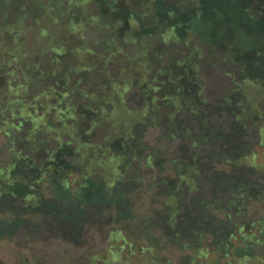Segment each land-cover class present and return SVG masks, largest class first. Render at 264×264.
<instances>
[{
    "label": "trees",
    "instance_id": "obj_1",
    "mask_svg": "<svg viewBox=\"0 0 264 264\" xmlns=\"http://www.w3.org/2000/svg\"><path fill=\"white\" fill-rule=\"evenodd\" d=\"M124 1L93 0L89 12L72 9L62 25L65 34L61 41L53 40L43 29L34 33L37 42L47 47L44 55L52 60L49 69L55 59L60 60L52 50L65 48L60 58L67 59L70 69L55 79L47 76V68H33L36 75L29 80L22 76L24 59L14 54L16 44L11 45L10 64L0 63V68L7 69L4 75L8 77L5 87L0 83V135L5 141L1 149L5 160L0 162V199L13 206L12 210L0 211V241L20 236L26 232L27 224L37 220L43 221L48 230L69 234L82 220H95L102 209L111 213L112 226L106 236L111 242L106 261L95 256L102 264H130L135 255L132 247L142 259L140 264H162L149 241L154 238L151 219L143 228L146 247L126 243L138 238L136 233L132 238L133 232L128 229L131 218L137 217L132 213L135 207L126 208L123 204L129 198V187L137 182L133 177L122 180L135 163L150 166L156 158L155 150L137 141L143 128L160 126L168 137L177 127L193 148H201L178 164L174 183L169 184L167 179L153 182L163 193L172 190L162 199L160 219L164 235L181 242L179 250L187 253L188 264H264V216L243 221L248 205L258 200L264 189L247 180L239 170L242 161L250 157L242 155L239 145L241 131L246 127L243 121L250 123L248 127L257 132L259 143L264 145V123L256 128V123L250 122L264 101V0H198V6L192 4L193 0ZM151 1L155 4L153 13L133 10L132 2L147 6ZM85 4L74 0L73 6L80 8ZM95 5L99 16L93 13ZM92 17L100 22L98 26ZM87 23L95 35L108 27L110 38L101 40L100 46L119 52L101 77L91 64L98 52L77 42ZM203 23L204 46L191 35ZM15 31L5 34L6 40L12 37L16 43L21 35ZM132 44L136 48L125 52L124 46ZM217 52L221 53V60L211 61L209 58ZM203 57L204 65L220 67L225 75L226 67L232 71L228 74L231 95L220 107L231 119V128L225 133L213 130L209 124L214 107L203 95L205 79L199 72ZM39 72L46 75L39 76ZM35 80H42L44 89L36 96H28ZM133 86L143 99L138 108L128 107L123 100ZM47 87L52 91L50 98L33 100L48 94ZM52 99L54 102H50ZM82 104L89 111L80 120L78 110ZM250 106L255 108L252 116L247 115ZM23 111L26 117L20 119ZM5 121L16 129L2 131ZM95 130L102 132L98 143L91 141ZM209 145L212 149L205 148ZM238 152L239 158H234ZM17 156L25 160H17ZM109 157L113 160L109 161ZM213 157L225 158L223 164L228 173L204 174V169H209L204 160ZM147 174L145 177L151 180L152 171ZM183 186L195 192L188 204L177 196ZM51 207L55 210H49ZM120 239L130 247L129 253H123V247L115 244ZM258 247H263V253L256 252ZM209 255L213 258L207 259Z\"/></svg>",
    "mask_w": 264,
    "mask_h": 264
},
{
    "label": "rangeland",
    "instance_id": "obj_2",
    "mask_svg": "<svg viewBox=\"0 0 264 264\" xmlns=\"http://www.w3.org/2000/svg\"><path fill=\"white\" fill-rule=\"evenodd\" d=\"M92 1L93 0H83L86 4L83 7L75 8L73 6L74 0H0V63L6 62L8 65L10 64L9 61H11L13 56L11 53L13 50L11 45L16 44V51L13 52L14 54H17L18 57L24 59L21 60L24 62L23 64L25 68V74L22 76L27 80L36 75V71H34L33 68H36L35 70H39L40 68H44L45 70L46 68L49 69L48 63L52 62V60L50 56L44 55V49H47V47L44 44L37 42L34 33L43 29V31L45 30L46 33L53 36V40L61 41L65 34L62 25L68 21L71 13L70 11H78L83 8V10L89 12ZM124 2H126V0ZM192 4L198 6L199 1L193 0ZM132 6H134V11L153 13L155 4L154 1H151L147 6H140L137 4L134 5L132 2ZM95 10L96 5L94 6L93 13L94 15L99 16L98 12ZM92 21L96 23V26L100 23L97 22V18L95 17H92ZM84 25L85 26L80 30V38L77 42H81L87 45L86 47L92 51L98 52L94 56L95 59L91 60V64L94 66L99 77L104 76L107 72V64L117 59L119 55V52L112 53L110 50L104 49L102 45L100 46L101 40L106 41L110 38L111 30L107 27L95 35L92 32V29L94 28H92L89 23ZM13 31L18 32L21 35L19 38H15L16 43H14L15 41H12V37L9 40H6L7 37L5 34ZM191 35L193 38H198L204 46V23L201 26H197V28L191 32ZM136 46V44H132L129 47L125 45L124 51L129 52L130 48H136ZM64 51L65 48L63 46L60 47V49L52 50V53L55 56H59L60 60L56 61L55 59L54 66L47 70V76H49L50 79H55L56 76L60 75L63 71L70 69V64L66 62L67 59L60 58L64 54ZM76 53L79 54L78 51ZM85 53L87 52L85 51ZM221 56V53L217 52L209 59L211 61H219L221 60ZM32 57L37 62L33 61ZM39 58L41 59L39 60ZM16 62L17 60L14 63L16 64ZM126 65L127 64L125 63L124 66ZM21 68L23 69V67ZM225 69L226 73L228 72L227 75L221 71L220 67H211L210 64L204 65L203 57L199 71L203 76V79H205V91L203 92L204 99L209 105L214 107L213 112L209 117V124L213 130L220 129L223 133L228 132L231 128L230 117H228L227 113L220 108L224 99L231 95L232 90L231 77L228 75L232 71L227 67ZM6 70V68H0V83L3 87H5V81L8 80V77L4 75ZM42 74L46 75V72H39V76ZM82 77L87 79L86 75H82ZM18 79H20V76ZM13 84L16 85V82ZM30 86L31 90L29 91L28 96H36L43 91L44 82L42 80L41 82L35 80ZM47 89L50 91L48 94L41 95L33 100H40V98L47 100L50 98L52 91L49 87H47ZM138 93L139 89L135 86L125 92L123 100H125V104L128 107L138 108L142 106L143 99L139 97ZM50 102H54V100L52 99ZM258 106L261 111L256 113L250 121L252 122V125L254 122L257 124L254 125L256 128L261 127L264 123V112L262 113V110L264 111V101L260 102ZM88 111L89 109L85 107L84 104L80 105V111L78 110L79 119L83 120L84 114ZM247 112V115L252 116L255 114V108L250 106L248 107ZM259 114L261 115L259 116ZM101 116H103L104 119L105 115L103 114ZM25 117L26 114L23 111L19 118L25 119ZM36 121L40 123L43 122L41 118H37ZM105 122L109 123V121ZM243 124L246 125V127L241 131L239 145L241 147L242 155L244 157H250L242 161L239 165V170L245 174L247 180L259 183L262 186V189H264V145L259 143L257 132L251 129L250 126L248 127L250 123L243 121ZM17 126H20L19 122ZM1 129L2 131H9L10 129L16 128L10 121H5L3 122ZM172 129L174 133L169 134L168 137H166L160 126L154 128L149 127L147 129L143 128L137 138V141L145 146V148L155 150L156 158L153 161H150V166L144 165L143 161V165L135 163L133 170H131L130 173H127L126 177L122 180L124 181L127 177H130V179L133 177L137 182L132 183L129 187V198L128 200L124 199L123 204L126 208L135 207V209H132V213L137 217L131 218L128 229L133 232L131 233L132 238L135 237V233L138 238L136 240L128 239L126 240V243H136L146 247V239L142 238L143 228L144 224L151 219L153 226L152 234L154 238H150L149 241L155 246L153 254L158 259L162 258V262L159 263L188 264L189 258L187 257V253L179 250L181 242H174L167 238L162 229L160 219V215L164 209L162 199H164L165 195L170 194L172 190H167L163 193L153 184V182L159 179H167L169 184L174 183L178 164L191 157V154L198 151L201 147L193 148L188 139L183 138V134L177 130V127H173ZM177 133L179 136L174 137ZM91 137L92 142L98 143L102 138L101 130H95L91 134ZM4 144L5 141L0 135V162L5 160L3 156L5 155V151L1 152ZM211 146L212 145L205 146V148L212 149ZM104 148L108 150V147L105 145ZM239 155L240 153L238 152L235 154L234 158L238 159ZM224 159L225 158L217 159L213 157L212 159L204 160L205 163H209V169H204V174L207 175L212 171L228 173V170L223 164ZM17 160L24 161L25 157L17 156ZM111 160H113V158L109 157V161ZM154 162L156 163L155 165H153ZM91 165H94L93 161L91 162ZM260 167L263 169L261 168V170ZM9 169L10 167L5 170ZM92 171L94 172V168ZM151 171L153 177L149 180L145 176ZM107 187L111 186L108 185ZM205 187H202V190L206 192L207 190ZM194 195L195 192L188 191L184 186L179 187L177 190V196L181 201L183 199V203L188 204L194 198ZM258 195L261 201L255 199V201H252L248 205V208L243 215V221H250L259 216H264V190ZM223 196L224 199L228 198L226 195ZM208 197L209 196L206 194L205 198ZM220 206L221 204L217 205V207ZM41 208H43V206ZM12 209L13 206L10 201L0 199V211ZM49 210H55V208L51 207ZM110 214L109 211L101 209V212L98 211V213H96L97 217L95 220H92L91 222L82 220L80 224H76V227L73 228L69 234H64L62 231H57L56 229L48 230V227L45 226L46 224L41 220L27 224L25 233H21L20 236H11L9 239L0 241V264H88L91 257L90 264H102V262L95 256L100 257L103 261H106L107 259L105 255L107 253V248L111 245V242L106 238L108 231L112 229V226L109 224ZM124 224L125 223H122L121 227H123ZM30 229H33L35 232ZM115 244L123 247V253H129L130 250L134 251L135 255L131 256L130 264L141 263L142 259L138 257L134 247L130 249V247L121 239L116 241ZM256 252H258V254L263 253V247H258ZM212 258V255L207 257V259ZM195 259L197 261L200 260L199 258ZM202 261H204L203 258ZM113 264L120 263L115 262Z\"/></svg>",
    "mask_w": 264,
    "mask_h": 264
}]
</instances>
